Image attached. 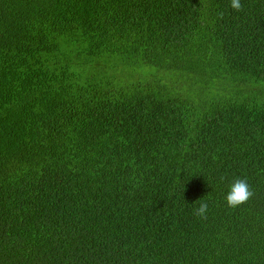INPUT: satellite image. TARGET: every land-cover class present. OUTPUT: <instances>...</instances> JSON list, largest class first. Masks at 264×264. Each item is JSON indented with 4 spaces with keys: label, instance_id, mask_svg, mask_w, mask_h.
<instances>
[{
    "label": "trees",
    "instance_id": "obj_1",
    "mask_svg": "<svg viewBox=\"0 0 264 264\" xmlns=\"http://www.w3.org/2000/svg\"><path fill=\"white\" fill-rule=\"evenodd\" d=\"M240 2L0 0V264H264V0Z\"/></svg>",
    "mask_w": 264,
    "mask_h": 264
},
{
    "label": "clouds",
    "instance_id": "obj_2",
    "mask_svg": "<svg viewBox=\"0 0 264 264\" xmlns=\"http://www.w3.org/2000/svg\"><path fill=\"white\" fill-rule=\"evenodd\" d=\"M233 9L239 11L242 8L240 0H231ZM254 193L246 178H236L229 186V191L226 195V203L231 208L239 207L248 202ZM208 212L207 203H201L200 206L194 210V214L206 218Z\"/></svg>",
    "mask_w": 264,
    "mask_h": 264
}]
</instances>
